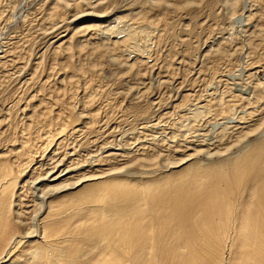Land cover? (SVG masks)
I'll list each match as a JSON object with an SVG mask.
<instances>
[{"label":"rangeland","instance_id":"1","mask_svg":"<svg viewBox=\"0 0 264 264\" xmlns=\"http://www.w3.org/2000/svg\"><path fill=\"white\" fill-rule=\"evenodd\" d=\"M43 1L0 0V55L9 57L0 65V151H7L6 141L17 142L19 134L32 131L33 126L25 129L32 103L35 112L60 113L67 105L72 114L84 109L81 99L88 98L92 104L85 110L96 118L88 120L84 132L66 133L60 148L68 144L67 163L73 166L77 161L92 170L101 161L91 154L116 146L124 151L118 166L130 160L122 170L130 168L133 176L148 175L140 169L141 159L154 160L155 166L162 159L182 158L181 151L226 169L233 155L259 140L264 128V0H58L89 15L77 24L71 23L72 9L66 6L59 13L63 22L50 19L57 0ZM107 53L128 65L120 66ZM198 105L206 107V114L193 120L190 111ZM34 145L28 154L35 172H42L49 157H59L58 150L51 153L48 147L43 156L41 146L36 151Z\"/></svg>","mask_w":264,"mask_h":264},{"label":"bare ground","instance_id":"2","mask_svg":"<svg viewBox=\"0 0 264 264\" xmlns=\"http://www.w3.org/2000/svg\"><path fill=\"white\" fill-rule=\"evenodd\" d=\"M63 2L52 4L47 14L50 19H59L65 6L72 9L68 13L71 23L89 17L77 13L67 0L68 4ZM93 46L90 48L97 52ZM106 55L124 65L112 54ZM5 56L0 55V65L9 60ZM206 88L214 91L212 84ZM242 92L248 93L247 89ZM29 96L33 97V92ZM30 101L26 100L27 104ZM81 101L84 109L72 114L67 105L60 113L46 109V113L42 109L35 112L37 106L32 103L25 129L34 128L19 134L17 142L6 141L7 151H0V264H264V128L258 141H249L243 151L230 158L227 170L218 164L192 160L194 155L181 151L182 158L162 159L155 166L151 163L154 160L149 163L141 159L140 169L148 175L133 176L130 168L122 170L130 160L123 159L118 166L124 151L116 146L91 154L104 167L97 162L90 170L84 164L77 165V161L76 166L67 163L72 153L66 149L68 144L60 149L66 133L84 132L88 120L96 118L85 110L92 99ZM204 109L201 105L194 107L190 117L194 120L206 114ZM33 142L36 151L41 146L43 156L48 147L51 153L58 150L59 157H49L52 161H47L42 172H35L37 165L28 154ZM157 169L163 173L158 174Z\"/></svg>","mask_w":264,"mask_h":264}]
</instances>
